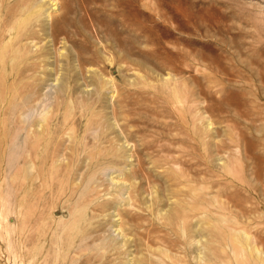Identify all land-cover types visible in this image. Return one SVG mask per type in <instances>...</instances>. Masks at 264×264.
<instances>
[{"label": "rangeland", "instance_id": "obj_1", "mask_svg": "<svg viewBox=\"0 0 264 264\" xmlns=\"http://www.w3.org/2000/svg\"><path fill=\"white\" fill-rule=\"evenodd\" d=\"M44 1L0 36V264L264 252V0Z\"/></svg>", "mask_w": 264, "mask_h": 264}, {"label": "bare ground", "instance_id": "obj_2", "mask_svg": "<svg viewBox=\"0 0 264 264\" xmlns=\"http://www.w3.org/2000/svg\"><path fill=\"white\" fill-rule=\"evenodd\" d=\"M3 1L4 0H0V16H2V13L4 11V15L6 14V17L3 19H1V22L2 24H0V36L2 35V29L4 28V21H6V19L9 17V19H16V22L13 24L14 25V28L13 30L15 31L16 33V36H19L17 35V33H25L26 31H28V29H30L33 34L31 35L32 39H34L35 35H36V32L33 30L35 29L37 26H42V22L40 21V18H41V5L37 4L36 0H23V1H20L17 5V7L14 8V11L11 12L9 9L5 8V10H3L4 8H1V6L3 5ZM43 2H45L43 0ZM54 2V1H52ZM88 6V5H87ZM96 10V8L94 9ZM86 12L88 14V17L90 19V23L91 25L93 26V28L96 29V32L97 33H104V37L105 39H107L106 37H109L112 38L113 40V43L116 44L117 46L121 47L122 50H123V43H122V39L119 37V34H117L115 31L111 30L110 29V26H104L103 24H99V22L94 19V11L91 12V9H88L86 8ZM110 14L113 16L114 15V11L112 10L110 12ZM65 17V16H64ZM106 19H108L106 17ZM54 21V20H53ZM60 21V20H59ZM96 21V22H95ZM65 22V21H64ZM67 22V21H66ZM106 22V21H105ZM108 22V21H107ZM63 23V21H62ZM61 23V24H62ZM82 23V22H81ZM95 23H98L99 25L96 24V27L94 26ZM111 26L115 23V21L113 19H111ZM110 24V22H109ZM59 25V24H57ZM89 25V24H88ZM108 25V24H107ZM121 25L123 26L122 28H125V26L121 23ZM53 26V25H51ZM60 26V25H59ZM63 26V25H62ZM66 26V25H65ZM91 26V27H92ZM102 29V30H101ZM57 30V29H55ZM123 30V29H122ZM61 31V30H59ZM58 31V32H59ZM92 31V30H91ZM57 32V31H56ZM122 32V31H121ZM120 32V33H121ZM90 33V32H89ZM126 33V32H125ZM123 34V32H122ZM124 35V34H123ZM122 35V36H123ZM26 36V35H25ZM24 36V37H25ZM30 37V38H31ZM103 37V38H104ZM1 38V37H0ZM92 38V37H91ZM88 40V39H87ZM124 42V41H123ZM33 43V42H32ZM76 44V42H75ZM102 44V43H100ZM104 44V43H103ZM111 47L110 44H107L106 45L104 44L103 45V49L105 50H108V48L106 47ZM117 48V47H116ZM109 51V50H108ZM113 52V51H112ZM36 53V52H35ZM104 53V52H103ZM106 53V52H105ZM110 53V52H109ZM37 55V54H36ZM116 55V54H115ZM78 56V55H77ZM108 56V55H107ZM111 56V55H110ZM128 56V54H127ZM15 56H13L11 59H13ZM95 59V58H93ZM124 59H125V56H122L120 57V60L121 62H124ZM83 59L80 60V58L78 57L77 58V61H82ZM91 60V59H90ZM111 58L108 56V59L107 61L111 62L110 61ZM86 62L88 61L87 59H84L83 62ZM82 62V63H83ZM94 62V61H93ZM108 62V63H109ZM112 63V62H111ZM118 63V62H117ZM0 65H1V69L3 70H7V60L5 59V54L4 53H1L0 54ZM83 65V64H82ZM92 65V64H91ZM113 65V64H112ZM124 65L123 63L121 64V66ZM27 66V65H26ZM84 66V65H83ZM87 66V63L86 65ZM120 67V66H119ZM118 67V68H119ZM40 69V68H39ZM93 69V68H92ZM121 70L122 67H120ZM10 71V70H9ZM169 79H164V82H168ZM107 85V84H106ZM105 85V86H106ZM110 86L114 89L115 88V84L113 82H110ZM104 88V87H103ZM57 98V97H56ZM20 165V164H18ZM30 167H31V164L27 166V170L29 171L30 170ZM112 180V179H111ZM70 188V187H69ZM41 205V204H40ZM54 214V213H53ZM78 214L79 216L83 214V212L81 210H78ZM71 216V215H70ZM81 217V216H80ZM92 220V219H91ZM73 222V221H72ZM78 222V221H77ZM76 222V223H77ZM87 222V221H86ZM75 223V222H74ZM79 225H82L79 224ZM78 225V226H79ZM71 226V224L69 225ZM75 226V225H74ZM78 226H75V227H78ZM83 226V225H82ZM68 227V226H67ZM120 232H121V229H119ZM185 233V232H184ZM243 233V232H242ZM245 234V233H244ZM120 236V235H119ZM121 236H125L122 232H121ZM245 236V239H247L246 235ZM68 239H66L65 241H67ZM233 244H234V248L235 250L238 252V254L244 258V262L245 264H254L253 262L256 261V260H262V263L264 264V252H262L259 248L257 247H253V249H250L249 248V251L246 250V248L243 246V241L241 240V237L238 236V235H233ZM109 246V245H108ZM253 250V251H252ZM86 253H89V252H86ZM263 256V257H262ZM49 263V261H48Z\"/></svg>", "mask_w": 264, "mask_h": 264}]
</instances>
